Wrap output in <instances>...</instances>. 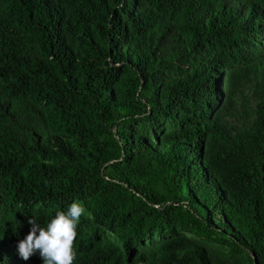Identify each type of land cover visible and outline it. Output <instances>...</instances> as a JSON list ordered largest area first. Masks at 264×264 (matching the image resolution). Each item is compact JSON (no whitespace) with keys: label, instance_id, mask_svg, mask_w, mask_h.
<instances>
[{"label":"trees","instance_id":"1","mask_svg":"<svg viewBox=\"0 0 264 264\" xmlns=\"http://www.w3.org/2000/svg\"><path fill=\"white\" fill-rule=\"evenodd\" d=\"M74 201V264H264V0H0V264Z\"/></svg>","mask_w":264,"mask_h":264},{"label":"clouds","instance_id":"2","mask_svg":"<svg viewBox=\"0 0 264 264\" xmlns=\"http://www.w3.org/2000/svg\"><path fill=\"white\" fill-rule=\"evenodd\" d=\"M88 215L84 204L74 201L66 211H56L46 226L32 216L28 234L17 245L19 256L27 261L38 253L43 264H74L78 257L74 241L81 218Z\"/></svg>","mask_w":264,"mask_h":264}]
</instances>
